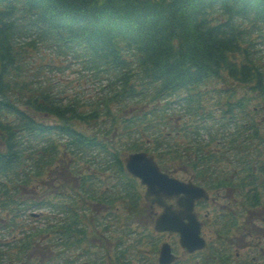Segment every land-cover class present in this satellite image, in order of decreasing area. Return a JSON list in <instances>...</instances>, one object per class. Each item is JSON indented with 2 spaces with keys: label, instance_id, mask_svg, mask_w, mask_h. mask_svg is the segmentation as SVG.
I'll return each instance as SVG.
<instances>
[{
  "label": "trees",
  "instance_id": "obj_1",
  "mask_svg": "<svg viewBox=\"0 0 264 264\" xmlns=\"http://www.w3.org/2000/svg\"><path fill=\"white\" fill-rule=\"evenodd\" d=\"M222 16L225 22H220ZM235 16L260 19L264 26V0H0V118L17 117L7 131V150L0 154V176L15 171L20 176L31 166L30 176L20 177V184H29L39 167L52 161L49 153L60 151L80 163H90L86 157L102 147V137L105 140L107 133H113L104 132L107 121L124 127L119 109H112L108 101L89 109L75 100L63 102L49 91L35 97L26 82L21 86L19 81L26 79L30 64L24 61L29 34L44 38L28 45L32 52L40 44L56 43L61 46L59 53L75 51L95 69L109 70L110 80L121 84L126 93L130 81L142 77L151 81L156 98L174 95L186 121L199 116L227 123L236 115L229 101L220 114L212 110L202 114L197 100L211 87L207 83L223 74L239 84L249 83L254 75L250 67L236 61L240 43L245 44L248 36L234 23ZM243 52L246 55L249 50ZM12 91L29 94L23 104L18 100L21 112L9 105ZM124 92L111 91V95ZM248 104L241 100L242 108ZM41 114L46 115L44 123ZM48 118L53 122L48 123ZM75 121L89 123L77 124L88 131H79ZM245 125L255 130L251 128L254 122ZM198 126L195 123L190 130ZM128 127L133 128L132 124ZM87 187L91 190L84 191L93 193V185Z\"/></svg>",
  "mask_w": 264,
  "mask_h": 264
},
{
  "label": "rangeland",
  "instance_id": "obj_2",
  "mask_svg": "<svg viewBox=\"0 0 264 264\" xmlns=\"http://www.w3.org/2000/svg\"><path fill=\"white\" fill-rule=\"evenodd\" d=\"M40 37H37V39ZM50 57L53 63H47L38 59L41 64V71L39 73L40 79L49 82L52 85V90L54 93L60 95V97L65 96H78L81 100H89L91 94H96L99 91V87L94 88L97 83L94 81L93 77L89 76V72L85 71L81 66L73 65L70 69L60 70L56 67L59 64V58L57 53L54 51L50 52ZM254 62L259 66H264V51H254L253 53ZM63 69V68H62ZM83 84V85H79ZM217 99H209L211 105L215 104ZM178 176H185V173H177ZM53 175L50 176V181L48 186L44 189V194L48 195L59 191L61 186L58 184L62 181L66 182L67 178L63 174L58 178H54Z\"/></svg>",
  "mask_w": 264,
  "mask_h": 264
},
{
  "label": "water",
  "instance_id": "obj_3",
  "mask_svg": "<svg viewBox=\"0 0 264 264\" xmlns=\"http://www.w3.org/2000/svg\"><path fill=\"white\" fill-rule=\"evenodd\" d=\"M142 159L141 155H137L136 157H133L130 162H129V167H132L133 166H137V163ZM158 174H151V173H147V176H157ZM162 224H167V220L165 217H163L162 219H160L159 223H158V229H159V225H162ZM168 256V253L166 250H163L162 251V255H161V260L162 262L164 263H167V257ZM164 263V264H165Z\"/></svg>",
  "mask_w": 264,
  "mask_h": 264
},
{
  "label": "flooded vegetation",
  "instance_id": "obj_4",
  "mask_svg": "<svg viewBox=\"0 0 264 264\" xmlns=\"http://www.w3.org/2000/svg\"><path fill=\"white\" fill-rule=\"evenodd\" d=\"M244 184H241V186H243ZM249 206H257V204L255 203V201L253 199L249 200V202L247 204H241V207H244V208H248ZM250 213V212H249ZM252 216L254 215H259V211H256L254 213H251Z\"/></svg>",
  "mask_w": 264,
  "mask_h": 264
}]
</instances>
